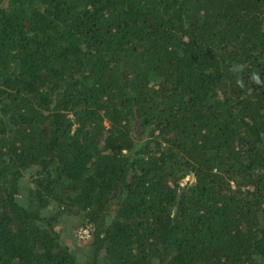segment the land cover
Returning <instances> with one entry per match:
<instances>
[{
  "label": "trees",
  "instance_id": "trees-1",
  "mask_svg": "<svg viewBox=\"0 0 264 264\" xmlns=\"http://www.w3.org/2000/svg\"><path fill=\"white\" fill-rule=\"evenodd\" d=\"M0 264H264V0H0Z\"/></svg>",
  "mask_w": 264,
  "mask_h": 264
},
{
  "label": "rangeland",
  "instance_id": "rangeland-1",
  "mask_svg": "<svg viewBox=\"0 0 264 264\" xmlns=\"http://www.w3.org/2000/svg\"><path fill=\"white\" fill-rule=\"evenodd\" d=\"M190 176H187L186 177V180L189 178ZM24 198L22 197V200H23ZM60 227L63 229V230H66L65 231V234H67L69 231V229L67 230L66 229V224H65V222L63 221V222H61L60 223ZM74 231H75V233L81 238V239H86V238H88L89 237V231H88V229H86V228H83V227H79V228H75L74 229Z\"/></svg>",
  "mask_w": 264,
  "mask_h": 264
},
{
  "label": "clouds",
  "instance_id": "clouds-1",
  "mask_svg": "<svg viewBox=\"0 0 264 264\" xmlns=\"http://www.w3.org/2000/svg\"><path fill=\"white\" fill-rule=\"evenodd\" d=\"M252 81L255 82L256 84L262 83V81L259 78V75H257V74H253ZM238 84H239L240 87H243L244 86L242 80L241 81H238Z\"/></svg>",
  "mask_w": 264,
  "mask_h": 264
}]
</instances>
